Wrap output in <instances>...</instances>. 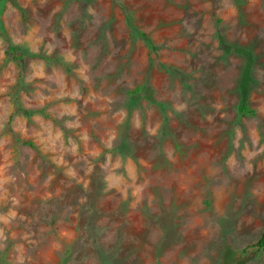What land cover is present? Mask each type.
<instances>
[{"label": "rangeland", "instance_id": "rangeland-1", "mask_svg": "<svg viewBox=\"0 0 264 264\" xmlns=\"http://www.w3.org/2000/svg\"><path fill=\"white\" fill-rule=\"evenodd\" d=\"M263 231L264 0H0L1 264H264Z\"/></svg>", "mask_w": 264, "mask_h": 264}, {"label": "trees", "instance_id": "trees-1", "mask_svg": "<svg viewBox=\"0 0 264 264\" xmlns=\"http://www.w3.org/2000/svg\"><path fill=\"white\" fill-rule=\"evenodd\" d=\"M7 56H8L9 60L17 63V65H19L20 67L22 66L24 58L44 59V57L42 55L28 53L26 50L21 49L20 47L14 46L12 44H9L7 47ZM45 60L49 61V59H45ZM12 101H13V104H14L17 112L21 113L24 117H31L37 113L43 114V113H40L39 111H29V110L22 109L18 105L15 97L12 98ZM238 113L241 114L242 116H245V117L255 115V112L248 107V105L245 101H242L240 103V105L238 106ZM254 247H256L260 252H264V231L260 234V236H259L256 244L254 245Z\"/></svg>", "mask_w": 264, "mask_h": 264}]
</instances>
